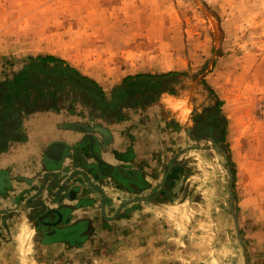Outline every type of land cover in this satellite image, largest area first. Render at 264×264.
Listing matches in <instances>:
<instances>
[{
  "label": "crops",
  "instance_id": "1",
  "mask_svg": "<svg viewBox=\"0 0 264 264\" xmlns=\"http://www.w3.org/2000/svg\"><path fill=\"white\" fill-rule=\"evenodd\" d=\"M50 57L28 60L0 82V264L209 261L187 259L206 240L194 228L186 237L170 213L188 203L176 174L187 150H175L181 132L218 144V117L184 128L187 118L171 110V83L132 73L100 82ZM208 245L207 254L216 250ZM239 247H223L206 264H248Z\"/></svg>",
  "mask_w": 264,
  "mask_h": 264
},
{
  "label": "rangeland",
  "instance_id": "2",
  "mask_svg": "<svg viewBox=\"0 0 264 264\" xmlns=\"http://www.w3.org/2000/svg\"><path fill=\"white\" fill-rule=\"evenodd\" d=\"M40 56L100 82L159 77L184 128L216 115L218 144L181 132L188 203L170 220L206 240L188 260L243 246L248 264H264V0H0V82Z\"/></svg>",
  "mask_w": 264,
  "mask_h": 264
},
{
  "label": "bare ground",
  "instance_id": "3",
  "mask_svg": "<svg viewBox=\"0 0 264 264\" xmlns=\"http://www.w3.org/2000/svg\"><path fill=\"white\" fill-rule=\"evenodd\" d=\"M30 73V72H29ZM18 74V73H17ZM32 76V75H31ZM37 76V75H36ZM28 77V76H27ZM48 77H50V76H48ZM54 77V76H53ZM56 78V77H55ZM47 79V78H46ZM49 80V79H48ZM54 80H56V79H54ZM37 81V80H36ZM50 81V80H49ZM11 82V81H10ZM27 82V81H26ZM48 83V82H47ZM48 85V84H47ZM54 85V84H53ZM42 86V85H41ZM50 86V85H49ZM24 87H26L25 85H24ZM43 87H44V85H43ZM47 89V88H46ZM55 90V89H54ZM48 91V90H47ZM41 92V91H40ZM49 92V91H48ZM28 93V92H27ZM38 93V92H37ZM5 94V93H4ZM47 94V93H46ZM45 94V95H46ZM49 94V93H48ZM51 94V93H50ZM44 95V94H43ZM16 96V95H15ZM34 97V96H33ZM36 97H37V95H36ZM3 98V97H2ZM36 99V98H35ZM45 99V98H44ZM11 100V99H10ZM18 100V99H17ZM25 100V99H24ZM49 100V99H48ZM52 100V99H51ZM22 101V100H21ZM37 102V101H36ZM2 104V103H1ZM40 104V103H39ZM47 104V103H46ZM7 105V104H6ZM12 105V104H11ZM50 105V104H49ZM48 106V105H47ZM53 107V106H52ZM19 108V107H18ZM1 109V108H0ZM3 109V108H2ZM20 110V109H19ZM6 111H8V110H6ZM20 112V111H19ZM18 112V113H19ZM6 116V115H5ZM8 116V115H7ZM20 119V118H19ZM18 119V120H19ZM21 120V119H20ZM4 122V121H3ZM12 122V121H11ZM3 124V123H2ZM12 124V123H11ZM21 124V123H20ZM178 125V124H177ZM191 126V125H190ZM196 126V125H195ZM8 127V126H7ZM189 127V126H188ZM20 128V127H19ZM200 128H202V126L200 127ZM178 129V128H177ZM203 129V128H202ZM190 130V129H189ZM188 130V131H189ZM187 131V132H188ZM205 132H207V131H205ZM204 132V133H205ZM209 132V131H208ZM15 133V132H14ZM19 133V132H18ZM4 134V133H3ZM9 136V135H8ZM16 136V135H15ZM190 136V135H189ZM13 137V136H12ZM209 138H211V137H209ZM18 139V138H17ZM4 140V139H3ZM198 142H200L199 140H198ZM208 142V141H207ZM4 143H6V142H4ZM209 143V142H208ZM214 144V143H213ZM1 146V145H0ZM209 146V145H208ZM5 149V148H4ZM214 150V149H213ZM220 152V151H219ZM222 165V164H221ZM88 182V181H87ZM227 190V189H226ZM227 194H229V193H227ZM37 212V211H36ZM54 215H55V213H54ZM44 216V215H43ZM51 217V216H50ZM48 219V218H47ZM49 220V219H48ZM54 221V220H53ZM31 222V221H30ZM45 222V221H44ZM51 223V222H50ZM30 225V224H29ZM41 225V224H40ZM42 226H43V224H42ZM40 227V226H39ZM44 228V227H43ZM243 255V254H242ZM247 258V257H246Z\"/></svg>",
  "mask_w": 264,
  "mask_h": 264
},
{
  "label": "trees",
  "instance_id": "4",
  "mask_svg": "<svg viewBox=\"0 0 264 264\" xmlns=\"http://www.w3.org/2000/svg\"><path fill=\"white\" fill-rule=\"evenodd\" d=\"M52 60H54L55 58H53L52 56L50 57ZM157 80H158V78L159 77H155ZM166 84L164 83V86H165Z\"/></svg>",
  "mask_w": 264,
  "mask_h": 264
},
{
  "label": "water",
  "instance_id": "5",
  "mask_svg": "<svg viewBox=\"0 0 264 264\" xmlns=\"http://www.w3.org/2000/svg\"><path fill=\"white\" fill-rule=\"evenodd\" d=\"M216 149H217V147H216ZM217 150H219V149H217ZM167 175H168V173L165 175V178L167 177ZM236 219H237V217H236Z\"/></svg>",
  "mask_w": 264,
  "mask_h": 264
}]
</instances>
